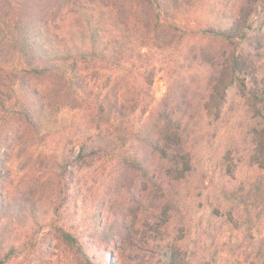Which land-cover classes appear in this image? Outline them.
Returning a JSON list of instances; mask_svg holds the SVG:
<instances>
[{
  "label": "rangeland",
  "instance_id": "obj_1",
  "mask_svg": "<svg viewBox=\"0 0 264 264\" xmlns=\"http://www.w3.org/2000/svg\"><path fill=\"white\" fill-rule=\"evenodd\" d=\"M143 1L0 0V42L33 23L37 38L46 25L48 38L86 41L88 47L93 40L99 52L105 46L111 50L120 30L127 29L121 54L146 51L134 63L144 60L154 82L151 95L126 120L128 126L135 122L136 129H148L149 110L165 97L167 86L172 85L170 100L203 89L208 73L203 53L221 46L188 26H226L237 0L173 1L169 14L179 39L170 31L147 43V49L140 40L151 18ZM258 10L261 22L264 0ZM237 47L248 56L249 72L263 78L264 31ZM7 53L0 49V59ZM124 60L120 67L95 62L87 81L110 89L122 72L133 69ZM10 64L3 62L1 71H10ZM18 77L19 99L7 105L17 114L0 125V264H166L171 255L174 264L264 262V172L248 161L254 111L245 106L238 84L227 89L218 112L197 114L192 169L169 184L162 172L166 160L148 146L145 131L133 141L126 134L129 149L122 150L137 156L147 168L143 174L118 161L119 150L98 155L81 149L96 137L88 112L74 108L53 77ZM38 91L44 99L35 97ZM22 106L30 109V118L20 115ZM227 152L229 159L241 158L228 171V163H221ZM62 231L78 243L66 241Z\"/></svg>",
  "mask_w": 264,
  "mask_h": 264
},
{
  "label": "trees",
  "instance_id": "obj_2",
  "mask_svg": "<svg viewBox=\"0 0 264 264\" xmlns=\"http://www.w3.org/2000/svg\"><path fill=\"white\" fill-rule=\"evenodd\" d=\"M173 1L175 0L143 1L151 21L147 22L148 28L141 36L142 48L147 49V43L157 41L162 35L169 34L170 31H172L171 38L176 36L179 39L181 33L176 34L172 30L175 18L169 14ZM260 1L237 0L226 26L203 25L197 29L188 26L191 28L190 30H200L211 40H217L221 46L207 54L203 53L207 56L208 67L207 81L203 89L181 93L177 100H170L169 95L173 91L172 85L167 86L165 97L157 104H153L149 110L153 119L149 118L151 123L150 126H147L148 129L145 128V125L136 129L135 122L128 126L126 120L138 108L139 103L151 95L150 86L154 82L153 74L146 67L144 60H142L143 64L141 63L137 67L134 63L138 59L140 60L144 54L146 55V51L142 54L126 55L123 52L121 54L120 48H124L127 29L120 30L117 41L110 46L111 50L105 46L103 50L96 52L93 40L90 41V47L87 46L86 41L76 43L73 40L69 42L59 41L56 38L53 40V38L44 35L48 29L46 25L40 27L43 37L37 38L34 24H26L21 29L12 31L4 43L0 42L2 43L1 51L3 49L8 52L6 60L0 59V81H7L0 83V125L12 114H17L7 105L9 99H19L14 87L19 80V74L46 76L51 79L53 77L54 82L58 85V90L66 93V97L74 102V108H83L88 112L89 121L96 137L93 139L91 136L92 140L89 142L87 139L81 149L87 147L90 152L98 155L102 152L108 154L119 150V153H116L118 161L120 160L126 165H135L144 174L147 168L137 159V156L122 150L129 149L128 146L124 147L126 134H129L128 141H133L135 136L145 131L148 146H151L153 151L157 155L159 154V157L166 160L168 166L163 167L162 172L168 176L167 183L175 184L182 181L193 166L192 150L194 136L198 131L197 114L199 112L208 114V111L213 110L218 112L227 95V89L238 84L245 97V106L254 111L251 121L252 141L248 161L251 166L264 172V77L259 80L254 73L249 72L248 56L245 50H240L237 47L240 43H244L264 31V20L260 22L259 19H256ZM255 22L256 27H254ZM116 43L118 50H114ZM124 59L129 61L133 69L130 67L122 72L116 79V84L110 89L104 90L105 88L87 81L86 73L95 62L98 61L107 66L111 64L119 66L124 63ZM7 61L11 63L10 71L3 73L1 71L2 64ZM178 81L184 85L185 79L181 78ZM22 85L25 86V84ZM122 85L126 87L125 91ZM35 97L40 100L44 99L41 91H38ZM27 98L28 96L25 97V100ZM146 104H152V101ZM146 108L147 105L144 106V109ZM18 112L28 118L32 115L30 109H25L23 106ZM9 113L10 115H7ZM126 130L128 131L125 132ZM229 155L227 152L225 158L221 160L222 164L228 163L226 170L229 169V166L236 168L241 160V158L235 157L229 159ZM233 161L235 165L231 164ZM156 174L157 171L152 172L153 183H156ZM61 235L68 242L78 243V239L69 232L62 231ZM261 252L262 249H259L257 253ZM166 264H174L172 255L168 257ZM237 264L240 263L237 262Z\"/></svg>",
  "mask_w": 264,
  "mask_h": 264
}]
</instances>
